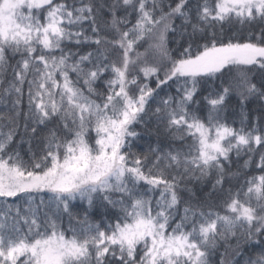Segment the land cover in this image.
Returning <instances> with one entry per match:
<instances>
[{
  "label": "snow or ice",
  "instance_id": "obj_1",
  "mask_svg": "<svg viewBox=\"0 0 264 264\" xmlns=\"http://www.w3.org/2000/svg\"><path fill=\"white\" fill-rule=\"evenodd\" d=\"M0 264H264V0H0Z\"/></svg>",
  "mask_w": 264,
  "mask_h": 264
}]
</instances>
